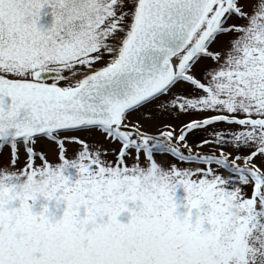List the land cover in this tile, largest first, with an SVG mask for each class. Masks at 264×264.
Returning a JSON list of instances; mask_svg holds the SVG:
<instances>
[{"label":"snow or ice","instance_id":"1","mask_svg":"<svg viewBox=\"0 0 264 264\" xmlns=\"http://www.w3.org/2000/svg\"><path fill=\"white\" fill-rule=\"evenodd\" d=\"M46 5L48 28L39 24ZM92 130L119 145L113 160L93 148ZM200 131L207 137L191 146ZM5 146L0 264H264V0H0ZM204 146L221 151L195 150ZM157 169L169 182L151 183ZM41 177L49 190L30 193ZM73 184L85 215L71 205L58 220L47 204L33 211L30 201L59 204ZM180 185L192 218L182 240L172 228ZM125 211L128 223L118 219Z\"/></svg>","mask_w":264,"mask_h":264},{"label":"rangeland","instance_id":"2","mask_svg":"<svg viewBox=\"0 0 264 264\" xmlns=\"http://www.w3.org/2000/svg\"><path fill=\"white\" fill-rule=\"evenodd\" d=\"M246 3L248 4H252L254 3V0H245ZM247 11H251V8H246ZM53 10L51 8L50 5H46L42 10H41V18L39 21V24L42 25L44 28H48L51 27L52 23L54 22V17L52 14ZM244 21H241V23H243ZM226 39V38H225ZM227 45L224 44L223 47H226ZM216 46H214L215 48ZM207 115V114H206ZM192 118H202V117H198V116H184L183 119L185 120H189ZM133 123H135V119L132 120ZM225 125H220L219 128H225ZM150 131L156 132L158 131V129L156 128H152L149 129ZM209 132L211 131V129L208 130ZM207 132L205 131H200L197 132L195 135H191L189 136L188 142L191 146L195 147L196 143L199 140H202L204 138L207 137ZM76 135H84L81 133H76ZM88 139L90 141H92V146L93 148H97L99 147L100 150L102 152L107 151V156L105 158L109 159V160H113L114 159V153H113V149L118 148L119 145H115L113 146L112 144L108 143L103 134L100 133L98 130H92L91 133L87 134ZM38 148L40 147V145L37 146ZM43 150L46 151L48 153L49 159L51 162H58L57 159V150H56V145L54 144H47L44 143L43 144ZM195 150L197 152H200L202 154H210V153H219L221 151V148L219 146H204L202 148L200 147H196ZM224 150L226 152H230L234 155H236V150L234 149L233 146L228 145L225 146ZM78 146L75 144H70L69 145V151L67 152V156L68 158H72V159H76L75 156L78 155ZM239 154L244 155L246 154V150L241 151ZM9 158V149L7 146H5V148L3 150H0V170H3V167L7 164V160ZM157 160L160 161L162 159L167 158V154H157L156 156ZM23 156L21 157V162L20 165L16 168H9L10 171H14V170H19L20 168L23 167ZM129 163H131V161H129ZM186 166V165H181ZM196 166V165H193ZM220 173L224 175V178L226 180H228L229 177H235L236 173L235 172H229L226 169H219ZM65 174L69 175L71 177L72 182H75L77 179H79L80 177V173L79 170L76 167H69L65 170ZM24 179L26 178H21L20 180L16 181L17 183H23ZM235 181L234 180H229L228 183L225 185L226 188H228V190H233V186H234ZM246 191H248L249 193L252 191V189L249 187L246 189ZM186 197H187V192L184 189L183 185H180L177 190H176V198H177V203L180 205V207L178 208L179 212H183L186 213L187 212V208L184 207V205L186 204ZM30 203L33 204V211L36 213H40L41 211H43L44 205H48L49 207V214H54L53 215V219L54 220H58L60 218H62L63 216V212L66 209L67 205L65 201H60L59 204H57V201L53 200L51 202H49L48 200H46L44 197H39L36 201H30ZM139 202H129V208H133L136 207V205ZM16 205L19 206V201L16 202ZM196 211L195 209H193V222H195L196 219ZM86 214V209L82 206L81 208V216ZM105 219H107V217H105ZM118 219L121 220V222L123 223H128L131 219V213L128 211H125L124 213L121 214L120 217H118ZM205 227L206 228H210V225L205 223Z\"/></svg>","mask_w":264,"mask_h":264},{"label":"clouds","instance_id":"3","mask_svg":"<svg viewBox=\"0 0 264 264\" xmlns=\"http://www.w3.org/2000/svg\"><path fill=\"white\" fill-rule=\"evenodd\" d=\"M43 51L46 54L51 53V48L47 47V42H45V46L43 48ZM169 174L166 170L163 169H157L154 173H152L150 177V181L153 184H161L165 182H169ZM0 183L7 184L8 181L5 180V176L2 172H0ZM122 185L116 186V191L119 192L122 190ZM72 191L65 194L64 201L66 202V205H71V208L74 212H76L78 215L81 211L82 206L87 211V206L82 203V200L80 197H78L77 193L79 191V187L76 184L71 185ZM49 190V185L47 180L44 177H41L38 180L33 181L31 187H30V193H43L45 191ZM89 201H91V197L88 198ZM179 204H177V208L172 216V228L177 233L179 239H183L184 235L188 232L191 223L192 218L187 215L186 213L179 212ZM13 211L16 214H19L17 210L13 209ZM191 211V209H189Z\"/></svg>","mask_w":264,"mask_h":264},{"label":"water","instance_id":"4","mask_svg":"<svg viewBox=\"0 0 264 264\" xmlns=\"http://www.w3.org/2000/svg\"><path fill=\"white\" fill-rule=\"evenodd\" d=\"M4 99H5L7 105H11L12 98L10 96H6V97H4Z\"/></svg>","mask_w":264,"mask_h":264}]
</instances>
